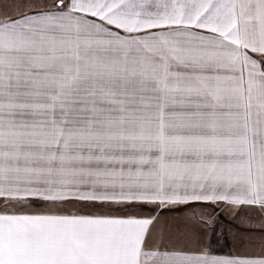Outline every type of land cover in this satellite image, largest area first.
I'll list each match as a JSON object with an SVG mask.
<instances>
[{
    "label": "snow or ice",
    "instance_id": "snow-or-ice-1",
    "mask_svg": "<svg viewBox=\"0 0 264 264\" xmlns=\"http://www.w3.org/2000/svg\"><path fill=\"white\" fill-rule=\"evenodd\" d=\"M0 16V264H264L149 249L153 219L264 213V0H10ZM201 227L208 228V223Z\"/></svg>",
    "mask_w": 264,
    "mask_h": 264
},
{
    "label": "rangeland",
    "instance_id": "rangeland-1",
    "mask_svg": "<svg viewBox=\"0 0 264 264\" xmlns=\"http://www.w3.org/2000/svg\"><path fill=\"white\" fill-rule=\"evenodd\" d=\"M72 208L88 215L151 218L154 234L163 239L168 248L188 251L206 249L217 257L264 252V230L256 229V221L260 219L255 215L256 209L197 207L193 204L124 206L87 202L77 203ZM202 223H208L209 227H201Z\"/></svg>",
    "mask_w": 264,
    "mask_h": 264
},
{
    "label": "crops",
    "instance_id": "crops-1",
    "mask_svg": "<svg viewBox=\"0 0 264 264\" xmlns=\"http://www.w3.org/2000/svg\"><path fill=\"white\" fill-rule=\"evenodd\" d=\"M49 2H50V0H49ZM9 3H10V0H0V16L5 15L6 12L9 15H11L15 12V9L9 7ZM33 203L37 206L32 208V209H28L27 211H30L33 213L38 212V213H45V214L51 213V214H59V215L115 216V215H88L86 213H83L81 210L76 211L72 208L73 205H76L77 203H84L83 201H74V200L66 201L63 206L55 207V208L44 207L45 202H43V201H34ZM189 204H193L197 207L205 205L208 207H217V208L218 207H221V208L222 207L223 208H232L233 207V208H235L234 206L225 204L223 202H218V203L194 202V203H189ZM189 204H186V205H189ZM241 208L256 209L255 215L260 218L259 222L256 221V223H258V224H255L258 227L256 229L257 230H264V213H261L258 208L253 207V206L245 205V206H241L240 209ZM142 218H148V217H142ZM153 226H154L153 224L150 226L151 236H150V241H149V249L155 250L157 248H160L161 246H163L164 248H167V249H175V248H168L167 245L165 246V243H164L165 241L163 242V239L157 238V235H155L153 232ZM175 250H178V249H175ZM179 250H181V249H179ZM147 264H152L151 260L147 261Z\"/></svg>",
    "mask_w": 264,
    "mask_h": 264
}]
</instances>
